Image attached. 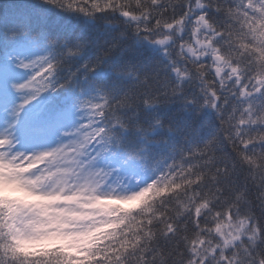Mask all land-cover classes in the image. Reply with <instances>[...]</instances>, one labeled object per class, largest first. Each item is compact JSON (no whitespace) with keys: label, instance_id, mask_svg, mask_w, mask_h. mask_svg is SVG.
I'll return each mask as SVG.
<instances>
[{"label":"snow or ice","instance_id":"snow-or-ice-1","mask_svg":"<svg viewBox=\"0 0 264 264\" xmlns=\"http://www.w3.org/2000/svg\"><path fill=\"white\" fill-rule=\"evenodd\" d=\"M40 4L118 19L93 52L90 37L37 31L47 21L32 0H0V141L37 127L48 145L83 137L106 179L124 171L134 192L158 191L109 247L118 264H264V0ZM161 99L183 106L164 114L167 142L155 138ZM205 111L216 130L182 136Z\"/></svg>","mask_w":264,"mask_h":264},{"label":"clouds","instance_id":"clouds-1","mask_svg":"<svg viewBox=\"0 0 264 264\" xmlns=\"http://www.w3.org/2000/svg\"><path fill=\"white\" fill-rule=\"evenodd\" d=\"M105 2L99 0L100 7ZM52 8L105 30L113 29L118 19ZM175 105H179L173 113L176 115L183 110L179 101L165 104L161 99L153 110L154 118L163 125L156 139L167 142L172 137L167 129L176 123L166 120L161 110ZM140 123L145 129L151 126L146 120ZM201 127L211 125L206 121ZM200 130L191 129L182 136L193 137ZM46 136L47 132L37 127L10 143L0 141V264H118L110 258L109 247L123 239L133 217L149 212L158 191L134 192L136 184L124 171H109L111 180L106 179L101 169L91 166L94 149L83 137L65 148L46 144ZM61 148L63 151H57ZM108 148L118 152L119 144H109ZM137 196L143 203L139 208L131 207Z\"/></svg>","mask_w":264,"mask_h":264},{"label":"trees","instance_id":"trees-1","mask_svg":"<svg viewBox=\"0 0 264 264\" xmlns=\"http://www.w3.org/2000/svg\"><path fill=\"white\" fill-rule=\"evenodd\" d=\"M32 2L38 6L40 14L46 18L47 23L40 25L37 31L42 28H48L52 30L53 35H70L73 37L77 36H87L92 40V51L95 52L98 50V46L103 43V40L106 38V32L104 28L95 25H86L83 21L77 20L76 18L70 17L67 14L60 12L57 9H54L47 5H41L38 0H32ZM189 37L186 36L185 39ZM142 52L146 57L152 58V61L155 62L156 59H159V53L152 50L149 46H144ZM179 105H175L169 109H163L162 114L171 115L174 113ZM209 122L211 127L202 128L201 126L205 122ZM218 121L215 119V114L211 111H205L199 114V118L194 121L192 129H201L199 135H194L193 139L197 141H202L207 139L209 133L212 131V127H217ZM226 151H230V148L225 146ZM255 195V193H253Z\"/></svg>","mask_w":264,"mask_h":264}]
</instances>
